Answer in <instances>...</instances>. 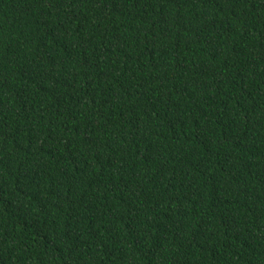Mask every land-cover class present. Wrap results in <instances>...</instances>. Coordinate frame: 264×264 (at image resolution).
<instances>
[{
    "label": "trees",
    "instance_id": "obj_1",
    "mask_svg": "<svg viewBox=\"0 0 264 264\" xmlns=\"http://www.w3.org/2000/svg\"><path fill=\"white\" fill-rule=\"evenodd\" d=\"M0 264H264V0H0Z\"/></svg>",
    "mask_w": 264,
    "mask_h": 264
}]
</instances>
